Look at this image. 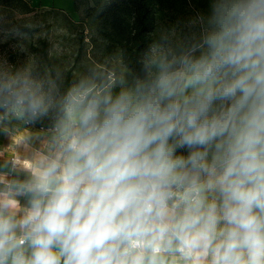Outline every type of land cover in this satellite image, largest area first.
Here are the masks:
<instances>
[{"label": "clouds", "instance_id": "obj_1", "mask_svg": "<svg viewBox=\"0 0 264 264\" xmlns=\"http://www.w3.org/2000/svg\"><path fill=\"white\" fill-rule=\"evenodd\" d=\"M137 64L0 74V124L59 113L0 164V264H264V0H210Z\"/></svg>", "mask_w": 264, "mask_h": 264}, {"label": "trees", "instance_id": "obj_2", "mask_svg": "<svg viewBox=\"0 0 264 264\" xmlns=\"http://www.w3.org/2000/svg\"><path fill=\"white\" fill-rule=\"evenodd\" d=\"M73 1L80 20L61 14L56 22L64 29L60 35L69 48L56 53L47 36H37L13 44L6 52L11 66L17 68L18 55L23 57L25 75L46 85L55 82L60 93L93 70L99 73L103 64L111 60L124 73L135 71L140 53L158 36L160 29L184 26L192 15H207L210 11V0ZM20 3L21 0H0V4L8 6ZM17 28L32 35L33 28L28 25L17 24ZM84 55L87 58L82 62ZM108 70V73L117 72L112 71V67ZM58 114L54 109L48 117L34 124L23 117L20 121L27 122L29 128L51 129Z\"/></svg>", "mask_w": 264, "mask_h": 264}, {"label": "rangeland", "instance_id": "obj_3", "mask_svg": "<svg viewBox=\"0 0 264 264\" xmlns=\"http://www.w3.org/2000/svg\"><path fill=\"white\" fill-rule=\"evenodd\" d=\"M61 14L67 15L75 21L80 20L79 13L75 9L73 0H21L20 4L14 6L0 4V16H2L4 20V26L0 28V74H26V70L23 67V62L25 61L23 57L18 55L17 60L19 65L17 68L11 66L7 60L6 52H8V49L11 48L13 44L15 45L18 42L23 43V41H28L37 36H47L53 44L52 50L56 53L62 52L65 48H69L65 47L66 39L60 35L64 32V29L56 23L59 18L62 17ZM192 18H194L193 15L190 19ZM17 24L32 27V35L20 32L17 28ZM70 55L73 56L71 53ZM71 56L70 59H72ZM86 58L87 56L84 55L82 57V62H84ZM108 67H112V71L117 70V72L108 73ZM99 73L111 77L113 74L120 75L124 72L115 61L111 60L103 64ZM9 121L19 127H22L21 124H24L20 121V117L17 116L9 117ZM26 126L28 127V125ZM6 160V157H1L0 164H3Z\"/></svg>", "mask_w": 264, "mask_h": 264}, {"label": "crops", "instance_id": "obj_4", "mask_svg": "<svg viewBox=\"0 0 264 264\" xmlns=\"http://www.w3.org/2000/svg\"><path fill=\"white\" fill-rule=\"evenodd\" d=\"M21 125L12 124L9 119L0 124V158L4 156L8 160L13 154H19L22 158L30 156L46 145L53 132V128H29L25 122Z\"/></svg>", "mask_w": 264, "mask_h": 264}, {"label": "built area", "instance_id": "obj_5", "mask_svg": "<svg viewBox=\"0 0 264 264\" xmlns=\"http://www.w3.org/2000/svg\"><path fill=\"white\" fill-rule=\"evenodd\" d=\"M26 125H27V122H26Z\"/></svg>", "mask_w": 264, "mask_h": 264}]
</instances>
